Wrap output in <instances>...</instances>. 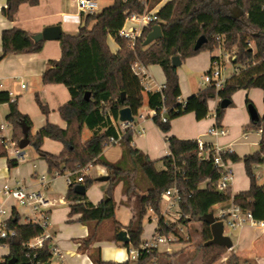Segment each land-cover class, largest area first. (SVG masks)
<instances>
[{"label":"trees","instance_id":"1","mask_svg":"<svg viewBox=\"0 0 264 264\" xmlns=\"http://www.w3.org/2000/svg\"><path fill=\"white\" fill-rule=\"evenodd\" d=\"M3 15L14 20L22 4L38 5L40 0H7ZM111 4L101 7L93 14L81 13V25L76 34L62 32L60 46L62 56L50 60L42 75L45 84H64L71 95L70 100L60 107L62 118L67 122L66 129L48 123L35 136L29 134L36 151L48 164L49 172L54 174L70 173V184L66 194L70 202L69 217L81 215L78 221L87 226L88 236L77 239L78 251L86 253L94 264H116L102 259L101 248L97 242L112 240L122 242L120 233L125 228L130 242L123 245L141 246L147 234L144 230L145 218L150 208L158 211L162 194L176 186L181 194L180 209L189 218L181 223L190 229V222H200V242L203 264H216L227 254L228 249L220 245H205L212 239L209 223L205 216L214 212L218 204L233 202L253 212L257 219L264 220V185L258 181L255 167L264 162V132L259 147L249 155L234 157L236 162L243 161L245 173L250 181L248 190L233 194L232 188L219 191L217 184L221 171L214 167L213 154L201 158L197 139H181L169 136V151L160 159L163 168L157 167L146 153L135 147L132 142L136 130L128 129L120 140L122 157L112 163L103 152L111 136H117L116 124L119 112L130 107L137 115L147 100L148 108L155 111L153 117L157 126L165 133L170 132L172 120L194 113L197 120L206 119L210 114V102L220 99L215 111V124L222 126L226 109L221 106L223 99H230L229 107L234 105L233 95L241 89L260 88L264 91V0H169L156 11L157 19L144 28L143 34L135 44L119 37V31L133 14L142 15L154 10L163 0H111ZM232 4L234 9L231 11ZM161 25L162 39L144 45L154 25ZM32 33L18 27L5 30L2 34V55L7 56L39 52L45 40L35 42ZM204 35L208 39L198 50L195 49L198 38ZM223 36L221 40L219 37ZM113 37L118 44L112 51L108 39ZM251 44V45H250ZM254 44V45H252ZM233 50L232 60L240 71L228 77L222 88L207 86L186 100H181L182 91L178 68L173 66V58L180 56L182 62L203 51L214 53L218 49ZM214 58V56L212 57ZM160 65L165 73V87L145 94L141 79L134 71L135 64ZM125 92V100L122 93ZM90 93V99L86 94ZM41 109L48 108L37 96ZM248 105L254 103L247 98ZM0 103H9L10 110L6 122L12 126V141L19 146L24 138L23 126L31 130L32 122L12 101L7 91H0ZM167 109L168 121L163 122L161 113ZM264 124V116L259 121H251L247 129L259 130ZM88 128L92 136L83 141V131ZM2 128L0 126V133ZM45 138L60 141L64 149L59 155L42 149ZM6 156L7 152H0ZM18 160L10 159V168L18 166ZM90 165H102L109 175L108 199L95 205L87 196L77 192L79 185L88 190L95 182L83 173ZM83 177L79 182L78 178ZM122 183V203L132 211L128 226L124 227L115 214L114 190ZM206 183L205 186H202ZM163 233H174L181 241L185 234L178 229V223L165 225L161 220ZM9 226L17 230L14 237L3 239L10 253L0 264H8L15 258V264L53 262L52 241H45L40 249H28L26 244L33 238L45 233L36 223H21V215L15 211L9 220ZM191 231V230H190ZM178 253L168 254L157 251L144 252L137 262L131 260L118 264H175ZM220 264H257L252 258L231 253Z\"/></svg>","mask_w":264,"mask_h":264},{"label":"crops","instance_id":"2","mask_svg":"<svg viewBox=\"0 0 264 264\" xmlns=\"http://www.w3.org/2000/svg\"><path fill=\"white\" fill-rule=\"evenodd\" d=\"M167 1L169 0H163L155 10H159ZM7 2V0H0V56L3 49L2 34L5 30L18 27L36 34L42 32L48 26L60 25L61 32L76 34L81 25V13L76 7V0H40V3L35 6L24 3L20 6L14 20L7 19L2 13L3 8L7 6ZM232 7L234 9L233 4ZM59 40H45L43 48L39 52L10 55L0 61V91L9 92L12 101H17L18 109L30 117L32 122L30 133L33 136L48 123L58 125L64 129L68 126L59 111L60 107L71 98L68 88L64 84H45L42 82V75L48 68V62L50 60H58L62 56ZM108 43L112 51L118 50L119 46L113 37H109ZM204 52H209V54L207 53L208 63H203L204 67H208V64L211 65L212 57L214 56L210 51H203L196 56L189 57L182 62V65L188 63L191 65L190 70L196 71L201 66L199 60ZM145 68L154 82L153 90L165 84L166 76L160 65H149L145 66ZM235 68L237 69L239 66L234 65L233 72ZM178 75L182 91L181 100H186L194 92L201 90L200 88L192 90L188 76L184 71L180 70V67H178ZM23 84H25V87H23ZM37 96L42 104L48 108L47 113L41 109ZM243 96L244 98H242ZM247 98L254 103L260 117L264 116V91L260 88L239 90L233 95L234 105L236 102L237 104L235 107L231 106L226 109L222 122V127L228 130V135L220 138L207 134L208 129L215 124V114L214 119L211 116L212 111H216L220 103L219 98L210 102V114L206 119L199 121L194 113L180 116L172 120L171 130L168 133L163 132L154 122L151 114L152 110L148 108L146 100L139 114H143L141 113L143 108L147 109L148 114L146 119H141L138 122V126L143 132L135 135L132 144L146 153L152 160H157L156 165L159 169L164 167L160 159L169 153V136H176L181 139H203L208 143H218L223 147L229 146L236 151L239 157L243 158L254 151V148L256 150L259 147L262 138L259 130H255L256 134H253V130L247 129L252 121L246 102ZM235 109H238V119L233 121L230 118V112ZM9 110V103H0V126L2 128L0 133V152H7L6 156L0 155V188L4 184L9 183L42 190L49 199L55 201L54 206L49 209L51 219L47 231L52 236L54 244L60 253L64 256V262L67 264H94L86 253L78 251L79 244L76 242L77 239L88 236L89 230L87 226L78 221L80 214L72 218L69 217L70 202L67 200L66 194L70 184L68 179L70 178V173L57 176L51 174L47 161L38 154L35 144L30 142L24 149L12 144L13 128L6 122ZM86 130H88L87 137L84 136ZM91 136L92 131L85 128L82 136L83 141L88 140ZM42 149L59 155L64 149V144L57 140L45 138L42 143ZM103 155L108 161L115 163L122 157V146L120 143L108 145ZM10 159L18 160V166L10 168L8 165ZM241 166L242 170L245 171L243 161L235 162L233 165L234 173ZM83 173L97 179L86 191L89 199L97 205L108 196L107 191L110 185L108 170L102 165H90L83 169ZM42 175H46V187L42 186L39 181ZM60 176L62 177L58 178ZM246 178L248 180L247 185H241L237 182L235 176L232 186L233 194L249 189L250 181L248 177ZM205 185L206 183L203 184V186ZM122 187L123 185L120 183L114 190L115 214L116 219L126 227L131 221L132 211L122 203ZM2 202L3 197L0 195V203ZM5 205L10 209L13 202L8 201ZM15 211L21 215L22 224L32 223L30 219H33V216L28 209L16 205L13 208V214ZM248 228L252 229L245 227L241 230ZM244 238L243 233L240 234L237 242L238 246L236 247L234 244L231 250H239L242 247L241 243ZM255 242V239L252 238L251 244L245 247L252 249ZM180 245L181 242L173 243L171 246L174 251H177ZM95 246L101 248L102 259L106 262L118 264L130 260L129 248L123 245V241L103 240L97 242ZM9 253V247L0 242V262H3ZM55 258L58 260L56 264H61L62 260L54 256ZM226 259V257H223L222 261ZM174 263L176 264L175 259Z\"/></svg>","mask_w":264,"mask_h":264},{"label":"built area","instance_id":"3","mask_svg":"<svg viewBox=\"0 0 264 264\" xmlns=\"http://www.w3.org/2000/svg\"><path fill=\"white\" fill-rule=\"evenodd\" d=\"M76 7L80 13L85 14H93L101 8L99 0H76ZM156 19L157 16L155 9L149 12L146 11L142 15L133 14L127 18L124 27L120 29L118 35L121 38L131 40L135 44L136 40L142 36L144 28ZM219 38L222 40L223 36H220ZM218 50H222L223 55L214 53V58H212L211 61V69L205 74L203 82L206 87L214 86L216 89L222 88L227 79L223 77V72L228 69L226 62L232 64L233 67L235 65L232 60L235 55V48L233 50H223V48ZM134 71L136 75L140 77L145 93L155 91L153 90L154 82L147 72L145 65L139 63L135 64ZM239 71L240 67L237 69L235 68L236 73ZM23 87H25V84H23ZM164 87L165 85H162L156 90L161 91ZM151 114L152 117H154L155 111L152 110ZM133 115L134 120L132 122L119 120V123L116 124L117 136H111L106 143L107 146L120 143L123 134L128 129L136 130L137 133L143 132V130L139 128L138 122H136V116L139 115L141 119H146V115H140L139 113ZM161 119L163 122L168 121L167 109L165 107L162 109ZM259 132L263 134L264 124L260 127ZM207 134L220 138L227 136L228 130L222 126L214 124L208 129ZM197 140L200 157L208 158L210 153H212L214 167L221 171V178L217 184V189L219 191H226L227 189L232 188L235 180L233 165L236 161L234 157H239L236 151L229 146L223 147L218 143H208L203 139ZM12 144L17 146L13 141ZM203 153H205V155H203ZM54 175L57 176L59 173L55 172ZM68 179L69 182H71L70 178ZM39 181L42 186L46 187V175H42ZM78 181L82 182L83 177H79ZM0 195L3 197V202L0 203V242H2L3 239L16 236L17 230L9 226V220L13 216V208H15L16 205H20L30 211L33 216V219H30L32 223L41 225L45 230V233L42 236L30 240L26 244L27 248L30 250L43 248L45 241L50 239L52 241V252L54 256L59 257L62 260L61 264H67L63 260L64 256L54 244L52 236L47 231L51 219L49 209L54 206L55 201L49 199L40 189L26 188L21 185H12L9 183L4 184L0 188ZM181 199L182 197L179 189L176 186H173L163 192L158 211H155L153 208L149 209L144 222V230L147 236L141 246H131L129 248L131 261L137 262L140 255L144 252H151L154 250L161 253H172L173 248L171 245L173 243L181 242L179 235L174 233H163V226L161 225L162 219L164 220L165 225L178 223L179 231L187 236V225L182 224L181 221L186 220L189 217L182 213L180 209ZM8 201L13 202L12 208L10 209L5 205ZM218 205L216 206L218 207ZM214 215L217 220L223 221L225 233L227 227L235 230L250 227L264 231V220L257 219L252 211L246 210L233 202H231L229 208L221 209L217 215L215 213ZM189 224H191V222ZM32 264H41V262L38 261Z\"/></svg>","mask_w":264,"mask_h":264},{"label":"rangeland","instance_id":"4","mask_svg":"<svg viewBox=\"0 0 264 264\" xmlns=\"http://www.w3.org/2000/svg\"><path fill=\"white\" fill-rule=\"evenodd\" d=\"M111 2H112L111 0H100L101 7L108 6L111 4ZM232 10H233V7H231V11ZM252 45H254V44H252ZM207 53L209 54V52H204L201 55V58L199 60L201 66L196 71L190 70L191 65H189L188 63H184L182 66H180V70L184 71L186 73V75L188 76V80L191 82L192 90H197L198 88L202 89L205 87V84L203 83L204 82V76L211 69L210 64H208V67L203 66V63H206V62L208 63V60H209ZM214 53H218L219 55H221V54L223 55L222 50H217ZM226 63H227L228 69L223 72L224 78H226V77L228 78L232 74H235V70L233 72V65L230 64L229 62H226ZM196 92H194V94ZM242 98H244V96ZM236 104H237V102H236ZM235 105H233L232 107H235ZM141 113H143L144 115H147L148 111L146 108H143ZM214 114H215V110L212 111V116H211L212 119H214ZM230 118L233 121H236L238 119V109L232 110L230 112ZM139 121H141V118L138 115V116H136V122H139ZM253 134H256L255 130H253ZM84 136L85 137L88 136V130L85 131ZM253 150H255V148ZM203 155H205V153H203ZM242 169H243L242 166L239 167V170L235 171V176L237 178V182H239L241 185L242 184L247 185V183H248V180L246 178L247 176H246L245 171H243ZM255 173L257 175L259 183L261 185H264V162L261 164H258L255 167ZM61 177L62 176H60L58 178H61ZM230 206H231V202L220 204V205H218V207L217 206L214 207L213 211L217 215L221 209L229 208ZM189 227H190V229L189 230L187 229V236L185 235V239L189 240V241H181V245L179 246V249L177 251H174V248H173L174 252H172V253L168 252V254L178 253L177 256L174 258L176 260V264H203L201 252H199L197 250L198 249L197 244L201 240L200 234H199L200 229H201V223L200 222H191V225ZM241 231H243V232H241ZM242 233L245 237L243 239V242L241 243L242 247L239 250L238 249L228 250L227 254L224 257L227 258V256L231 253H239V254H242V255H245V256L252 258L257 264H264V231L260 230V229H254V228H252V229L248 228V229H244V230H241V229L235 230V229L227 227V229H226V234L232 238L236 247L238 246L237 242H238L239 235ZM252 238H254L256 242H255L252 249L251 248L248 249V247L246 248L245 246L246 245L249 246L251 244ZM57 262H58V260H57V258H55L54 263L56 264ZM221 262H222V260H220L218 263L220 264Z\"/></svg>","mask_w":264,"mask_h":264},{"label":"water","instance_id":"5","mask_svg":"<svg viewBox=\"0 0 264 264\" xmlns=\"http://www.w3.org/2000/svg\"><path fill=\"white\" fill-rule=\"evenodd\" d=\"M62 35L61 32V26L60 25H53V26H48L46 28L43 29L42 32L40 33H36L32 35V38L35 42H40L43 40H57L60 39ZM163 37V32H162V27L161 25L157 24L154 25L152 28V31L148 34L144 45H150L160 39H162ZM208 39L206 38V36L201 35L195 45V49L198 50L202 47L203 44L207 43ZM182 65V60L180 56H175L173 58V66L175 68H178ZM125 92L122 93V100H125ZM86 99H90V93L86 94ZM231 103L230 99H223L221 101V106L223 108H228L229 105ZM248 110H249V114L251 117L252 121H259L260 120V114L257 110V108L255 107V105L250 104L248 105ZM119 119L121 121H130L132 122L134 120V115L133 112L131 110L130 107H124L120 110L119 112ZM23 132H24V138L20 141L19 143V147L21 149L26 148L29 144H30V138H29V134H30V129L28 126H23ZM87 191L86 187L84 185H79V187L77 188V192L80 194H85ZM109 196L106 197V199H108ZM205 222L209 223L211 226V231H212V239L207 241L205 243V245L209 246V245H220V246H224L226 247L228 250L233 249L234 247V243L232 238L227 235L224 231V223L221 220H217L214 213L210 212L205 216ZM120 237L121 240L125 243L130 242L128 233L126 230H122L120 233ZM16 259L12 258L9 260L8 264H15ZM47 264H54L52 262L47 263Z\"/></svg>","mask_w":264,"mask_h":264}]
</instances>
